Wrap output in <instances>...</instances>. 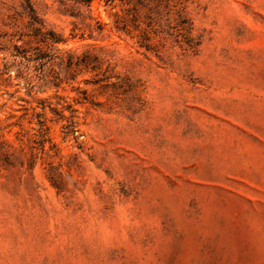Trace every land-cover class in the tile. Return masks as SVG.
I'll return each instance as SVG.
<instances>
[{"label": "rangeland", "instance_id": "1", "mask_svg": "<svg viewBox=\"0 0 264 264\" xmlns=\"http://www.w3.org/2000/svg\"><path fill=\"white\" fill-rule=\"evenodd\" d=\"M0 264H264V0H0Z\"/></svg>", "mask_w": 264, "mask_h": 264}]
</instances>
